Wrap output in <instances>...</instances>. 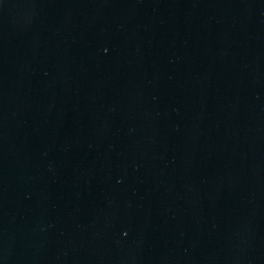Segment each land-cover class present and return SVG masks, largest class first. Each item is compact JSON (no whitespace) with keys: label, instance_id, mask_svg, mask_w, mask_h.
Wrapping results in <instances>:
<instances>
[{"label":"water","instance_id":"obj_1","mask_svg":"<svg viewBox=\"0 0 264 264\" xmlns=\"http://www.w3.org/2000/svg\"><path fill=\"white\" fill-rule=\"evenodd\" d=\"M0 264H264V0H0Z\"/></svg>","mask_w":264,"mask_h":264}]
</instances>
